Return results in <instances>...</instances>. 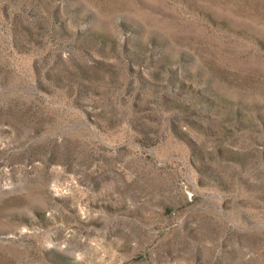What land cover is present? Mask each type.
I'll return each instance as SVG.
<instances>
[{
  "label": "rangeland",
  "instance_id": "374dc122",
  "mask_svg": "<svg viewBox=\"0 0 264 264\" xmlns=\"http://www.w3.org/2000/svg\"><path fill=\"white\" fill-rule=\"evenodd\" d=\"M0 264H264V0H0Z\"/></svg>",
  "mask_w": 264,
  "mask_h": 264
}]
</instances>
